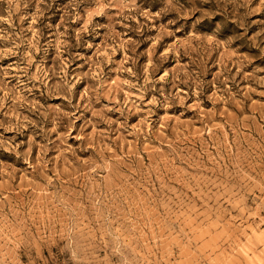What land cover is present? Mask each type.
I'll list each match as a JSON object with an SVG mask.
<instances>
[{
  "label": "rangeland",
  "instance_id": "obj_1",
  "mask_svg": "<svg viewBox=\"0 0 264 264\" xmlns=\"http://www.w3.org/2000/svg\"><path fill=\"white\" fill-rule=\"evenodd\" d=\"M0 264H264V0H0Z\"/></svg>",
  "mask_w": 264,
  "mask_h": 264
}]
</instances>
